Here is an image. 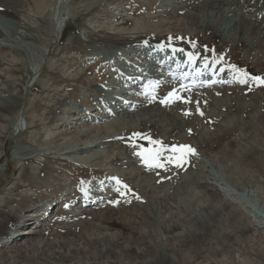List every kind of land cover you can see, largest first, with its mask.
Segmentation results:
<instances>
[{
  "label": "rangeland",
  "instance_id": "rangeland-1",
  "mask_svg": "<svg viewBox=\"0 0 264 264\" xmlns=\"http://www.w3.org/2000/svg\"><path fill=\"white\" fill-rule=\"evenodd\" d=\"M29 1L20 0L19 6H14L20 18L10 11H0V30L11 41L0 38V200L3 202L0 203V215L7 212L15 217L16 222V218L23 219L30 211L43 208L48 211L46 205L51 208L47 219L49 225L40 228L43 234L25 236L23 239L26 241L19 238L12 246L0 243L1 264H264V228L256 225L264 221V86L251 80L236 88L237 92L234 89L228 94L199 100L203 115L196 111L194 104L196 114L190 126H184L173 135L140 124L127 126L128 132L123 129L125 137L119 142V147L129 146L135 150L138 165L145 168H149L143 160V155L147 154L145 150L162 149L144 137L168 147L184 144L196 150L195 155L187 156V163L182 168L173 164L166 165L167 171L149 168L152 171V176H149L155 179L152 180L155 185H151V189H157L155 193L159 192V187H166L165 182L169 187L171 194L167 192L168 196L162 202L152 198L148 203L149 199L142 195L141 190L117 179L115 194L105 205L119 211L117 218L123 223H109L105 213V216L94 218L83 214L76 220L66 219L70 205L76 204L74 208L80 206L81 191L105 181L107 174L104 171L42 157L35 163L44 176L31 178L32 185L25 183L31 163L20 169L21 162L15 161L14 157L18 149L31 147L30 133L41 132L36 145L46 148L44 142L52 135L51 130H56L58 125L69 119L73 107H84L86 112V108L98 102L93 85L106 84L114 73L116 64H107L108 52L118 54L121 47L90 42L89 36L95 33L105 37L114 33L113 26L109 27L108 23L114 24L115 14L128 15L123 20L127 29L135 21L146 25L154 17L158 5V0H46V10L41 20H37L33 16L35 9L31 10L35 6ZM12 6L7 8L12 10ZM27 15L29 18L24 20L31 30H38L36 33L32 31L34 35L41 36L38 41H17L10 35V30L11 33L20 30L18 24H22L23 17ZM100 24L107 27L100 28ZM130 36L125 34V37ZM202 36L198 40V48L195 47L199 56L207 57L209 62L226 63L225 67L231 72L234 65L251 76L264 77V69L249 64L240 50L223 49ZM169 37L172 42L167 43L166 53L173 54L171 48L175 47L172 46L193 52L178 42L184 38ZM149 40L158 42V37ZM15 43V47H21L15 49ZM11 44L13 46L8 49ZM175 55L178 60L188 63L179 51ZM219 63H211L210 69H216ZM153 64L154 61L146 66ZM197 64L198 68L203 67V59ZM171 66L169 63L166 69H172ZM155 71H152L154 75ZM187 77L201 76L190 75L189 71ZM160 97L159 102L166 96L161 94ZM179 104L181 101L177 100L167 106ZM28 114L35 122L30 131H27L26 124L31 119ZM136 133L141 135L135 136ZM198 138L207 142L206 149L195 143ZM62 139L56 138L55 146ZM163 154L172 155L168 151ZM195 162H202L203 168L205 166L212 172L210 183L215 193H206L197 185L191 182L184 184L181 180L187 172L193 176L196 170V175H207L202 165L197 167L200 163ZM107 183L114 184L110 180ZM71 190V195L65 197ZM218 190L226 192L220 194L216 192ZM12 196H15L13 204L10 203ZM137 196L140 199H136ZM23 208L28 211H23ZM4 223V219L0 220V227ZM56 223H59L58 228Z\"/></svg>",
  "mask_w": 264,
  "mask_h": 264
},
{
  "label": "bare ground",
  "instance_id": "bare-ground-1",
  "mask_svg": "<svg viewBox=\"0 0 264 264\" xmlns=\"http://www.w3.org/2000/svg\"><path fill=\"white\" fill-rule=\"evenodd\" d=\"M45 1L46 0L29 1V3L31 2L30 4L35 6L32 7L31 10L34 11L35 9V14L33 16L37 20H41L42 14L46 10ZM19 2L20 0H0V11H10L13 16L19 17L14 10V6L16 4L18 5ZM157 3L158 5L154 11V17L152 16L151 20L148 24L146 23V25H139V23L135 21L133 22V26L127 29L123 20H125L128 15L115 14L113 17L114 24L108 23L109 27L113 26L112 30L115 31L114 33L105 37H100L95 33L90 36L88 35L90 42L94 41L95 43L100 42L102 44L112 45L113 47H121V52L118 54L108 52L109 60L107 64L112 66L116 64L114 73H112V76L107 80L108 82L103 85H93L97 94L96 100H98V102L92 103L86 108V112L85 109H83L84 107L76 108L72 106L73 111L70 112L71 116L69 119L58 125L56 130H51L52 135L44 142L46 148L36 145L39 143V135L41 132L33 131L30 133L31 137L29 141L31 147L16 149L17 151L15 152L14 158L15 161L21 162L20 169L28 164V162L31 163L30 174L25 179V183L28 182L29 185L33 184L30 182L31 178L41 179V177L44 176L43 173L41 174L39 172V167H37L35 163L36 159L42 157L56 159L62 163H73L79 167L88 169L96 168L107 174V176L104 177L105 181H100L99 184H95L94 188H85L81 191L83 195L80 206L74 208L76 204H73L67 208V214L65 213L67 220H76L83 214L86 216L93 215L94 218L95 216H103L105 213L107 214L106 217L109 223H123L120 222V218H117L119 211L117 212V210H114L112 207L105 205L111 202L110 198L115 194L117 179H123L125 182H129V184L141 190V192H143L142 195H145L146 198L149 199L148 203H150V199L152 198H157V201L160 199L162 202V200L168 196L167 192L169 191V187L166 182L164 184L166 187H163L162 184L161 186L163 189L159 187V192L155 193L157 189L155 188L154 190V187L151 189V185H153L152 180H155L151 177V169L145 168L143 165H138V158L135 155V150H132L129 146L127 148H120L119 142L123 141V137H125L123 133L128 132L127 126L133 127L136 124H140L151 129H160L166 135H173L182 130L184 126L188 128L190 122L195 117L193 116L196 114L194 103L185 105L186 103L181 101V104L178 106L170 107L157 101L161 98V94L167 97L174 89H180L182 85H188L185 83L184 77L188 76L189 71L190 75L196 76L195 73L192 74L194 68H190L186 61L181 59L178 60L175 55L176 53L170 54L165 52L168 46L167 43L172 42L168 40L170 38L169 36L176 35L184 38V40H178V42L182 44L181 46L185 49L192 50L194 53H199L196 51L195 47L197 46L200 36L203 34L202 37H205L207 41H211L214 45L218 44L223 49L226 47L225 49L229 48L232 51L240 50L249 64L264 69V0H158L156 1V4ZM9 5L12 6V10L7 8ZM28 16L29 15L23 17L21 21L22 24H18L20 30H18L17 33H11V30L9 31L10 35L15 37L17 41H38L41 38L40 35L38 37L33 34V32L36 33L38 30H31L28 27L30 26L29 23L24 20V18H29ZM126 25H128V23H126ZM99 27L104 28L107 26H105V24H100ZM5 28L7 29L6 25ZM100 31L101 30L98 32ZM125 34H131V36L125 37ZM1 37L7 42H11L9 41V36L2 33L0 30V38ZM152 37H158V42L151 43L149 39ZM10 46L12 47L13 45H9L8 49ZM15 46H17V43H15L13 47L15 49L21 47ZM172 47L177 48V46ZM162 48L163 51H160ZM10 55L13 56L12 54ZM16 55L17 54L14 56ZM158 59L162 60L163 63L159 65L155 62ZM153 61L154 64L152 66H146L153 63ZM169 63L172 65V69L170 70L166 69ZM224 64L225 65L219 63L217 66L219 71H212L211 69L205 71L204 66L197 68L195 71L199 70L204 72V74L200 78L192 79L194 86L188 85L196 88H190V91H182L181 95L183 97L190 96L193 101H199L201 99L211 98L212 96V98H214L217 95L219 96V94H228L229 91H233L234 89L235 92H237L236 88L238 89L242 83L234 79V73L225 67L227 66L226 63ZM154 70H156L154 72L155 75L152 73ZM115 73H117V75H113ZM119 73L121 74L119 75ZM155 97L157 99H153ZM1 111L9 112L3 109ZM95 111L97 113H95ZM186 112L190 114L187 116L185 114ZM28 116L31 118V114H28ZM232 121L234 122V120ZM26 124L27 131H30L33 129L35 122L31 118ZM226 125L224 127H226ZM123 129L126 131L123 132ZM126 136L128 137V135ZM59 137L63 138L62 142L58 146H55V139ZM198 139L199 140H196L195 143L206 149L205 143L207 142L201 138ZM1 155L2 153H0V157ZM18 157L22 159L18 161ZM196 164L197 167L202 165L203 168L202 162ZM192 165L193 164H191V166ZM203 170H206V176L199 175L200 173L196 175L198 170H196V172L194 170L195 174H193V176H190L187 172V175H184L185 177L183 176L184 178L182 177L183 179L181 178V180H183L184 184L191 182L197 185L198 189H203L206 193L214 192L213 186L211 187L210 183L212 179L211 176H213L211 175L212 172H209L205 166ZM190 172L193 173V171H189V173ZM154 173H156V171ZM158 175L159 174H157V176ZM157 179L158 177L156 180ZM108 180L114 182V184L107 183ZM158 181L159 180L156 182ZM19 190L20 188L17 189V191ZM223 191L225 190H218L216 192L221 194ZM71 193L72 190L66 193L65 197L70 196ZM143 200L146 199L144 198ZM247 200L250 202L249 199ZM14 202L15 196H12V198H10V203L13 204ZM0 203L3 202L0 200ZM46 206L49 207L48 211L46 208L30 211L28 214L24 215L23 219L16 218V222L15 219H13L15 217L3 211L0 215V220L4 219L5 223L3 227H0V243L3 245L10 244V246H12L19 238L23 239L25 236L43 234V230L40 228L49 225V220L47 219L49 217L48 212H50L51 208L50 205ZM23 211L27 212L28 210H24L23 208ZM8 218H10L9 221ZM159 221L162 223L161 220ZM124 223H126V221H124ZM257 223L256 225L259 228H264V221H259ZM57 224L59 223H56V228L59 227ZM27 225L28 228L24 229ZM61 225L64 226L63 224ZM101 237L102 236H100V238ZM22 239L20 243L23 240L26 241L25 238Z\"/></svg>",
  "mask_w": 264,
  "mask_h": 264
},
{
  "label": "snow or ice",
  "instance_id": "snow-or-ice-1",
  "mask_svg": "<svg viewBox=\"0 0 264 264\" xmlns=\"http://www.w3.org/2000/svg\"><path fill=\"white\" fill-rule=\"evenodd\" d=\"M163 50V48L161 49ZM171 51L173 54H175L177 51H179L185 58L188 60V64L191 65L194 70L198 68L197 61L200 59H203L204 61V70L207 71L210 69L211 63H219L220 61H212L209 62L207 57H201L197 53L194 52H188L184 49H176V48H171ZM231 70L234 72V79L237 80V82L242 83V84H248L249 81H253L255 84L259 86H264V77H259V76H251L247 72L238 69L236 66H231ZM212 71H219V68L213 69ZM196 76H202L204 72L202 71H196ZM185 79L188 78L187 76L184 77ZM210 83V82H209ZM190 87L188 85H182L180 89H174L172 92L168 94L167 97L164 99L160 100L161 104L169 105L171 103H175L177 100H180L184 103H194L196 105V110L200 112V115H203V112L200 111L199 105L200 101L196 100L193 101L192 98L189 97H183L181 95L182 91H190ZM155 99V98H153ZM190 114V113H185ZM135 136H140L141 134L136 133L134 134ZM149 140V142L153 145H160L162 151H157L156 149L152 150H145L147 154L143 155V160L144 163L146 164L147 167L153 168H163L165 171L168 170L166 167L167 164H173L175 167L182 168L185 163H187V156L188 155H195L196 150L192 148L190 145H173L171 147L163 145L159 141H154L151 140L150 137H144ZM164 151H168L172 153V155L169 156H164ZM138 155H141V153H138ZM119 183V181H118ZM124 187H127L125 185ZM136 199H140V197H136Z\"/></svg>",
  "mask_w": 264,
  "mask_h": 264
}]
</instances>
